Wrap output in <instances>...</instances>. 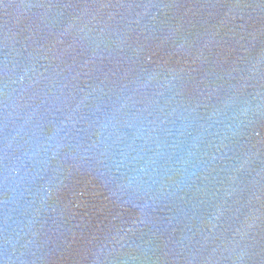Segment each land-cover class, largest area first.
Masks as SVG:
<instances>
[{"label": "water", "instance_id": "obj_1", "mask_svg": "<svg viewBox=\"0 0 264 264\" xmlns=\"http://www.w3.org/2000/svg\"><path fill=\"white\" fill-rule=\"evenodd\" d=\"M0 264H264V0H0Z\"/></svg>", "mask_w": 264, "mask_h": 264}]
</instances>
